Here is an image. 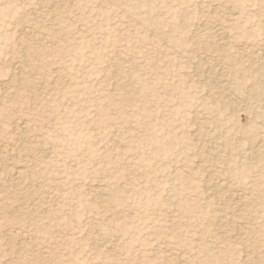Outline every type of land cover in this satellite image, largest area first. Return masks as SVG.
I'll list each match as a JSON object with an SVG mask.
<instances>
[{
    "label": "rangeland",
    "instance_id": "rangeland-1",
    "mask_svg": "<svg viewBox=\"0 0 264 264\" xmlns=\"http://www.w3.org/2000/svg\"><path fill=\"white\" fill-rule=\"evenodd\" d=\"M263 58L264 0H0V264H264Z\"/></svg>",
    "mask_w": 264,
    "mask_h": 264
},
{
    "label": "bare ground",
    "instance_id": "bare-ground-1",
    "mask_svg": "<svg viewBox=\"0 0 264 264\" xmlns=\"http://www.w3.org/2000/svg\"><path fill=\"white\" fill-rule=\"evenodd\" d=\"M53 7V6H52ZM233 15V14H232ZM221 32V31H220ZM38 34V33H37ZM258 54V53H257ZM263 54V53H262ZM255 55V54H254ZM264 59V58H263ZM16 66V65H15ZM122 104V103H121ZM17 120V119H16ZM19 124V123H18ZM31 126H29L27 123H20L19 124V129L21 130V132H23V133H29L30 132V130H31V128H30ZM112 127V126H111ZM15 129V128H14ZM264 141V140H263ZM264 146V145H263ZM5 148V147H4ZM264 151V150H263ZM43 153H45V152H43ZM48 156V155H47ZM46 156V157H47ZM12 173V172H11ZM15 175H16V177H19L22 173H21V171H15V173H14ZM22 176V175H21ZM219 184H221V183H219ZM229 185V184H228ZM223 189V188H222ZM240 194V193H239ZM240 196V195H239ZM239 198V197H238ZM246 199H247V197H246ZM246 208V207H245ZM248 225V224H247ZM242 226V225H241ZM238 227V226H237ZM247 227V226H246ZM11 230V229H10ZM240 235V234H239ZM179 258V257H178ZM184 259V258H183Z\"/></svg>",
    "mask_w": 264,
    "mask_h": 264
}]
</instances>
